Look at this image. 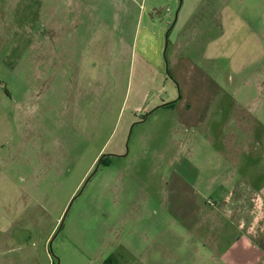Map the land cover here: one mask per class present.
<instances>
[{
  "label": "rangeland",
  "instance_id": "374dc122",
  "mask_svg": "<svg viewBox=\"0 0 264 264\" xmlns=\"http://www.w3.org/2000/svg\"><path fill=\"white\" fill-rule=\"evenodd\" d=\"M152 6L160 9L154 26ZM138 17L142 29L184 27L179 69L208 83L227 71L231 101L221 107L219 93L209 121L189 136L168 111L130 122L142 88L156 102L173 95L165 79L143 80L139 63L134 75L127 63L103 68L92 42L90 62L78 56L100 34L114 63ZM64 36L68 48L78 44L72 70L39 73L35 54L63 50ZM171 67L164 78L173 79ZM263 153L264 0H0V264H209L216 226L178 218L165 202L167 181L178 164L196 165L190 180L207 199L212 168L223 163L264 195ZM200 235L206 258L194 250Z\"/></svg>",
  "mask_w": 264,
  "mask_h": 264
},
{
  "label": "crops",
  "instance_id": "0c3cea01",
  "mask_svg": "<svg viewBox=\"0 0 264 264\" xmlns=\"http://www.w3.org/2000/svg\"><path fill=\"white\" fill-rule=\"evenodd\" d=\"M119 4L121 11H123L121 2ZM156 7L157 6H152L151 8L154 10ZM155 14L158 15V13ZM155 14L151 13L152 26H154L158 20ZM181 17V19L184 20L185 17L190 18L191 15L189 16V14H187V16L182 15ZM152 26L148 28L153 30ZM167 27H162L164 31H168L166 52L164 57H162V61H159L163 62V68L153 64L151 60L137 49L142 31V24L139 22V17L135 22L133 36L131 35V39L126 41V43L122 41L123 47L119 49L118 58H115L116 60L113 61L114 63L111 62L110 64L106 62L104 58L105 40L102 37L100 38L99 33L97 38H93L89 43L82 42L78 56L81 55L80 58L85 59V61L87 59L89 63L91 48H89L88 45L92 42L96 44L98 53L96 58L97 62L100 63L103 60V68H109L112 64H114L115 67H121L123 63H127L130 70L133 66L134 75L136 72L135 65L139 63L140 70H138V72L141 74L140 77L143 80L148 75H151L154 79L159 76L160 81L165 79V86L167 85L174 89V93L177 90V81L180 85L181 95L176 98L174 93L170 95L165 92L161 95L162 99L160 102H156L154 96L150 94L148 90H143L144 88H142V91L138 94V98L133 103V116L130 122L133 120L134 125L136 123H146L151 117L156 116V119L160 118L161 115H159V113L161 111H168L167 113H173L174 116H176L178 124L182 128V135L189 136L187 132H191L193 128H197L204 122L209 121L211 118L210 110L219 93H224L221 97L222 101L220 102V106L228 105H226V103L232 99L229 93L230 83H228L226 78L224 83L222 78V76L226 75V70L220 71L221 77H219V79L213 80V83H208L202 81V73L194 68L179 69L177 67V53L185 47L180 41V33L184 27L180 32H175V34L168 30ZM66 40V36L60 40L61 42L64 41L66 44L63 50L59 51L54 48L55 50H51L49 53L39 52L35 54V67L39 73L42 74V72L49 67L54 68V71H58L57 69H59L63 74L72 70L75 60L78 59V56H76V59L74 58V50L75 48L78 49V44L68 48L67 46L69 43ZM53 41L54 40H52L51 43H53ZM181 45H183V47H180ZM53 47L54 44L50 46V49ZM153 51L157 53V48H153ZM170 63H172L171 70L173 72V79L164 78L166 75V68L168 69ZM50 80L51 81L48 83L49 88L52 87L55 78L53 77ZM258 100H260V98L257 99V101ZM170 102L171 104H168ZM252 104H255L257 107L262 105L254 102ZM242 113L240 117L244 116V112ZM245 116L249 118L247 115ZM247 137L253 138V136ZM257 149L259 150V148ZM240 150L242 153L245 151L247 153L248 151L252 153L255 148L250 146L248 148L243 147ZM230 151L236 152L238 149L232 148ZM218 153L221 154V151H218ZM176 162H178V159L175 160V163ZM177 167L178 168L173 169L172 179L167 181L169 190L166 192L165 202H172L174 213L177 217L181 218L183 221L187 218L190 224L193 223L194 228L198 227L200 230L205 222L206 224L209 222L213 227L216 226L213 232L214 234L212 235L214 242L210 247V255L204 260H209V264H264V195L259 190H255L247 179L241 178L242 175L234 177L232 172L233 165H224L222 163L214 168L211 167L213 169L212 171L219 175V178L218 175H216V179L213 181L211 178L213 184L211 183L212 185L210 184L209 187L213 188L216 186V191L214 190L215 188L212 189L210 197L206 199L204 195L199 193L194 183L190 180L197 174L199 167L187 163L178 164ZM218 172H226L227 174L224 176L220 175ZM188 194L190 195L189 197ZM188 203L190 207L186 206ZM193 203L197 204L194 208L191 207ZM192 212L196 215L193 220L191 219ZM202 221L205 222L202 223ZM199 234L200 231L198 235ZM193 240L195 252H197L199 256L206 258L200 255L204 247L202 245L203 241L201 235L199 239L194 236ZM200 261L202 262V259ZM100 264L121 263L118 259L107 257L102 260Z\"/></svg>",
  "mask_w": 264,
  "mask_h": 264
},
{
  "label": "water",
  "instance_id": "95a60500",
  "mask_svg": "<svg viewBox=\"0 0 264 264\" xmlns=\"http://www.w3.org/2000/svg\"><path fill=\"white\" fill-rule=\"evenodd\" d=\"M167 44H168V31L167 30L164 31L163 29H159L157 27H154L152 30L148 27H144L140 34L137 49L141 53H143L149 60H151L153 64H155L156 66L160 68H163V62H159V61H162V57H164L165 55ZM153 48H157V51H156L157 53L153 51ZM165 65H166V61H165ZM103 157H101V159L99 160L96 170L98 169L99 163L100 161H102ZM74 199L75 197L72 199V202ZM59 229L60 227L58 228L56 234L58 233ZM54 237L52 238L50 242L51 250H52V244H53Z\"/></svg>",
  "mask_w": 264,
  "mask_h": 264
},
{
  "label": "flooded vegetation",
  "instance_id": "af4514ba",
  "mask_svg": "<svg viewBox=\"0 0 264 264\" xmlns=\"http://www.w3.org/2000/svg\"><path fill=\"white\" fill-rule=\"evenodd\" d=\"M159 12H160V9H158V7H156V8H154V10L151 13L152 14H155V13H158L159 14Z\"/></svg>",
  "mask_w": 264,
  "mask_h": 264
},
{
  "label": "trees",
  "instance_id": "16d2710c",
  "mask_svg": "<svg viewBox=\"0 0 264 264\" xmlns=\"http://www.w3.org/2000/svg\"><path fill=\"white\" fill-rule=\"evenodd\" d=\"M168 104H171V102H170V103H168Z\"/></svg>",
  "mask_w": 264,
  "mask_h": 264
}]
</instances>
